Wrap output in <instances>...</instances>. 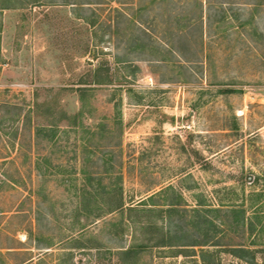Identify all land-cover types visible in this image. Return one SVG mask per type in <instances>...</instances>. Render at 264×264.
<instances>
[{
	"label": "rangeland",
	"instance_id": "374dc122",
	"mask_svg": "<svg viewBox=\"0 0 264 264\" xmlns=\"http://www.w3.org/2000/svg\"><path fill=\"white\" fill-rule=\"evenodd\" d=\"M194 3L0 0V264H264V0H202L257 31L168 54ZM167 185L183 210L139 203Z\"/></svg>",
	"mask_w": 264,
	"mask_h": 264
},
{
	"label": "trees",
	"instance_id": "16d2710c",
	"mask_svg": "<svg viewBox=\"0 0 264 264\" xmlns=\"http://www.w3.org/2000/svg\"><path fill=\"white\" fill-rule=\"evenodd\" d=\"M194 1H195L194 8L192 9L180 10V12L175 11L174 9L173 12L172 11L167 12V18L164 21V24H165L164 31L166 34H168V37H169V39L167 38L165 40L166 52L168 54L176 55V51H178V49L176 48V45L173 39H175L178 36L180 37L181 35L186 34V30L184 31V29H187V30L189 29V31L191 29H195L196 31H198L197 36L199 35L198 37L200 38L199 45L201 46V49H202V43H203L202 36L204 35V24L205 25L207 24L210 27H212L213 35L218 36V37H221V36L227 37L228 28L230 26H235L233 24L232 15L234 17V20L238 21L235 27L245 28V26L249 25L250 27H252V30L254 32L257 31V26L255 25V20H254L256 8H250L249 16L245 20H243V19H240V17L242 16L241 12L236 11L234 13H231L228 10V8L224 6V4L222 3L213 7V11H211V7H212L211 5H209L207 8L204 9L202 5V0H194ZM119 15L122 18L128 20V22L130 23L134 22L135 16L128 15L122 10L119 11ZM204 19H205V22H204ZM147 34L149 37L152 35L151 32L150 33L148 32ZM95 81L99 82L100 79L97 77ZM80 90L84 91L85 89L82 87ZM225 91L231 92L233 90L226 88ZM55 131L56 129L51 126H36L35 133L37 137H44L45 139H51L54 136ZM89 178H90L89 184H91L92 179L91 177ZM174 191L175 190L173 186L167 185L164 188H161L159 190H156L150 193L148 196H146V198L142 199L139 203L144 204V205L150 204L152 206H158V210L162 212L164 211L165 214L167 215L170 214L171 212H179L181 211V209L183 210L179 201L177 199H169L166 197L168 196L169 192L172 193ZM105 192H110V189L106 190ZM111 192H116L118 196L116 197V199H114L112 207L110 208V211L123 210L125 201H124L123 194H122V185L120 183V179H119L117 188L112 189ZM156 197H163L162 199L163 202H160V203L157 202L155 200ZM133 208L135 207L127 206V209L129 210H132ZM193 211H198V209H194ZM167 233H169V231ZM237 249L238 250H235V251H238V252H235L234 255L239 258H243L246 253L250 252L248 248H237Z\"/></svg>",
	"mask_w": 264,
	"mask_h": 264
}]
</instances>
